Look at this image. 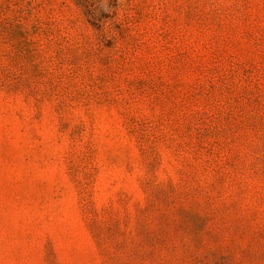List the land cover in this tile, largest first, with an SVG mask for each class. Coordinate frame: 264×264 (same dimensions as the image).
<instances>
[{
  "label": "rangeland",
  "instance_id": "rangeland-1",
  "mask_svg": "<svg viewBox=\"0 0 264 264\" xmlns=\"http://www.w3.org/2000/svg\"><path fill=\"white\" fill-rule=\"evenodd\" d=\"M0 264H264V0H0Z\"/></svg>",
  "mask_w": 264,
  "mask_h": 264
}]
</instances>
